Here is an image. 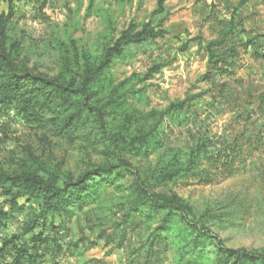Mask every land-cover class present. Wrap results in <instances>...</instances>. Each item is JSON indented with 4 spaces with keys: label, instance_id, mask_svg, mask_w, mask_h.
I'll use <instances>...</instances> for the list:
<instances>
[{
    "label": "rangeland",
    "instance_id": "rangeland-1",
    "mask_svg": "<svg viewBox=\"0 0 264 264\" xmlns=\"http://www.w3.org/2000/svg\"><path fill=\"white\" fill-rule=\"evenodd\" d=\"M166 6L165 34L127 47L125 56L113 63L112 72L117 81L134 73L143 78L137 87L145 90L132 104L148 111L164 110L189 96L197 98L180 120L165 118L159 125V149L130 159L137 168L153 165L165 148L185 145L191 133L238 142L241 148L233 177L213 186L195 182L169 188L197 204L220 202L223 206L248 200L249 211L239 215L235 225L217 232L231 247L264 249V0H167ZM157 8L158 0H3L1 6L6 15L12 12L8 32L11 40L21 43L23 58L49 73L57 70L61 40H75L80 48L100 53L111 43L109 21L118 35L132 21L148 22ZM247 38L258 39L250 45ZM231 45L236 53L232 57L227 49ZM208 50L216 57L211 58ZM259 54L263 57L257 58ZM217 62L220 69L215 67ZM156 66L160 69L151 70ZM210 71L214 80H204ZM30 147L77 175L89 163L103 160L95 150L51 136L14 111L0 109V169H14ZM5 199L0 191V204ZM102 200L101 206L92 204L76 212L59 256H46L37 264H175L166 242L146 246L149 231L138 221L118 246L115 240L121 230L116 223L124 214L118 209L119 193L108 187ZM26 220L25 213L11 215L3 235L22 232ZM61 220L57 215L53 222L57 225ZM42 230L53 233L49 225L35 229ZM71 241L80 244L73 248ZM6 255L0 256L1 263L10 262L11 256Z\"/></svg>",
    "mask_w": 264,
    "mask_h": 264
},
{
    "label": "trees",
    "instance_id": "trees-1",
    "mask_svg": "<svg viewBox=\"0 0 264 264\" xmlns=\"http://www.w3.org/2000/svg\"><path fill=\"white\" fill-rule=\"evenodd\" d=\"M166 2L158 0L148 22L132 21L118 35L114 22L109 21L111 43L100 53L80 48L75 40H61L57 70L49 73L31 66L23 58L21 43L10 39L12 12L6 15L0 0V109L14 111L30 125L95 150L103 158L102 162L89 163L77 175L64 170L62 163L53 165L30 147L14 169H0V191L6 198L0 204V256H11L10 262L0 264H37L46 256H59L76 212L105 203L102 196L108 187L119 193L118 209L124 212L116 223L121 230L115 240L118 246L138 221L149 231L146 246L166 242L175 264H264V249L231 247L217 232L235 225L233 221L249 211L248 200H232L223 206L220 202L197 204L169 188L195 182L213 186L233 177L241 148L238 142L191 133L185 145L165 148L153 165L137 168L130 159L159 149V125L165 118L180 120L197 98L189 96L171 102L164 110L148 111L132 104L145 90L137 87L143 78L134 73L117 81L112 72L113 63L125 56L127 47L153 42L165 34L163 25L169 16ZM256 39L245 41L253 45ZM227 49L231 57L236 55L233 45ZM208 51L211 58L216 57ZM220 65L217 62L215 67L220 69ZM204 80H214L212 71ZM17 213L26 214L25 228L4 236L7 220ZM57 215L62 220L56 225L53 219ZM48 225L52 235L35 231ZM79 244L69 242L73 248Z\"/></svg>",
    "mask_w": 264,
    "mask_h": 264
}]
</instances>
